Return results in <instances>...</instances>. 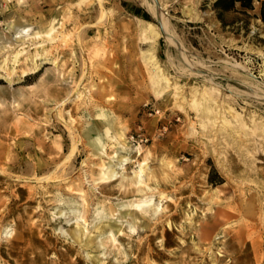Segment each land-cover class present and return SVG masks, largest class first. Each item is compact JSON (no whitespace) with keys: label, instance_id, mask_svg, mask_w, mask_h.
I'll return each mask as SVG.
<instances>
[{"label":"rangeland","instance_id":"1","mask_svg":"<svg viewBox=\"0 0 264 264\" xmlns=\"http://www.w3.org/2000/svg\"><path fill=\"white\" fill-rule=\"evenodd\" d=\"M156 1L0 0V264H264L262 0Z\"/></svg>","mask_w":264,"mask_h":264},{"label":"bare ground","instance_id":"2","mask_svg":"<svg viewBox=\"0 0 264 264\" xmlns=\"http://www.w3.org/2000/svg\"><path fill=\"white\" fill-rule=\"evenodd\" d=\"M155 4L158 5V3H157L156 0H155ZM156 10H158V7L156 8ZM55 19H56V15L51 18V20L49 22V26H47L46 29L40 28V29L36 30V35L44 36V35L50 34L54 30V28H55V25H54ZM7 27L13 33V35H15V37L20 38V40H21L22 35H25L26 36V35H29V33H30V32H27L29 30L28 27L26 25H24V24L19 23V22H7ZM144 28H146V24L145 23H140V30H142ZM38 53L39 52H37V51L35 52L36 55ZM32 68L33 69H36L37 68V63H34ZM158 76L156 75V78H158ZM202 98H204V100L201 101L202 108H200V115L201 116H207V117L209 116V118H210L211 113H212V110H211L212 107H211V103H210L209 100L212 99V96L203 95ZM216 112H218V111H216ZM96 141H97V144L98 145L101 144V138L100 137H97ZM127 158H128V156H124L123 157V160H126ZM145 159H146V157L143 158V161ZM142 164H143V162H140L139 163V165H140L139 166V169L135 171V176H136L135 178H133L132 180H129L128 182H122L121 184L122 185L124 184L125 186L126 185H129V184H141L140 181L142 180L141 179V176H142V174H141L142 167L141 166H142ZM255 166L256 165L247 166V167H248V170L255 171L254 170L256 168ZM45 177H47V176H45ZM135 189L136 188H134V190ZM138 189H140V188H138ZM134 190H132V191H134ZM83 199L85 201H87V198L86 197H83ZM146 202L147 201H145V200L142 201V203H146ZM98 206H96V207H98ZM101 207L103 209L104 208V205H101ZM95 209H98V208H95ZM140 210L143 213L145 212L147 214V216L152 217V214H153L152 213V210H151V212L150 211L149 212L146 211L148 209H140ZM153 211L154 212L156 211V206L153 207ZM111 213H112V211L109 212V215ZM121 213L124 216L130 215L129 211H123ZM131 217H132L134 223L140 224L141 226L147 225V223L149 221L146 218L143 219V217H138V216H136V214H132V213H131ZM81 219H82L83 222H79V221L77 222V225L75 226V228H74V230L72 232V236H73V241L78 242L82 246H89V247L91 246L92 247L93 246L92 244H94L95 246H105L109 242H112V244L114 246L115 245L114 244V241L116 240L115 233L116 232L118 233V232H122L123 231L122 230V225H120V224H114L113 222H111V221L108 220L104 224L102 223L103 221H99L98 223H95L93 225L94 228H95V232L94 233H91V231L88 229V227L86 225V221H87L86 217L81 216ZM141 220L142 221H145V223L144 222H141ZM134 223H131L130 226H129V232H128L129 234H130V232L132 233L135 230ZM191 226H192V224H191ZM117 250H118L117 252H119V253L122 254L121 248H118ZM117 252H115V253L117 254ZM95 262L98 263V264H102V262L99 259H97Z\"/></svg>","mask_w":264,"mask_h":264},{"label":"trees","instance_id":"3","mask_svg":"<svg viewBox=\"0 0 264 264\" xmlns=\"http://www.w3.org/2000/svg\"><path fill=\"white\" fill-rule=\"evenodd\" d=\"M252 1L253 0H215L213 6L220 16L223 11L233 9L236 2H239L241 6L251 8ZM260 18L264 20V0L261 1Z\"/></svg>","mask_w":264,"mask_h":264}]
</instances>
